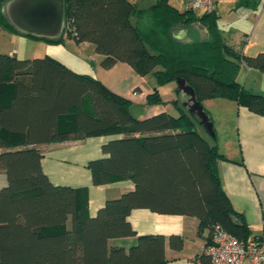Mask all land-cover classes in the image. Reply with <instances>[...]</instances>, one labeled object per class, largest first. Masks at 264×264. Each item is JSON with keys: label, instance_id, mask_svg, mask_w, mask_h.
Returning <instances> with one entry per match:
<instances>
[{"label": "trees", "instance_id": "obj_1", "mask_svg": "<svg viewBox=\"0 0 264 264\" xmlns=\"http://www.w3.org/2000/svg\"><path fill=\"white\" fill-rule=\"evenodd\" d=\"M7 1L0 0V25L8 31L50 42L66 34L92 44L104 68L123 62L141 77L153 76L156 86L183 78L203 110L206 99L223 98L264 115V93L237 80L242 64L264 72V52L248 56L226 42L214 10L197 14L170 0L141 8L130 0H64L62 31L45 38L17 30L3 11ZM192 25L204 29L206 38L181 39L180 28ZM175 89L177 114L137 118L129 112V98L89 73L47 54L19 58L0 52V171L7 180L0 189V264L164 263L165 236H137L127 219L139 208L198 219V231H208L205 245L214 226L239 241L257 237L220 182L217 162L225 157L216 135L210 140L201 133ZM144 101L167 102L158 88ZM99 135L117 136L102 145L103 156L88 161L93 183L129 178L134 188L90 216L87 188L52 184L40 146ZM128 238H134L128 246L115 242ZM168 243L177 250L183 239L171 235Z\"/></svg>", "mask_w": 264, "mask_h": 264}, {"label": "crops", "instance_id": "obj_2", "mask_svg": "<svg viewBox=\"0 0 264 264\" xmlns=\"http://www.w3.org/2000/svg\"><path fill=\"white\" fill-rule=\"evenodd\" d=\"M130 1L139 8L143 6L137 4L138 1L143 2V0ZM241 1L219 0L213 10L218 15L217 25H219L218 21L224 12L228 13L233 9V12L237 15L235 29L226 33L224 27L219 25L222 36L234 48L241 49L246 55L252 56L264 52V0H256V2L249 0L247 5L240 3ZM196 12L200 14L202 10ZM195 26L199 27L197 25L191 27ZM199 29L201 31L196 28H180L179 37L186 42H191L192 35L203 40L206 38L205 30L200 27ZM77 44L82 45L85 50H90L94 56L97 55L100 63L102 56L94 51L92 44L88 42ZM6 49L1 48L0 52L19 54L15 49L9 50L7 47ZM22 54V58L36 57L30 55L25 49ZM46 54H50L49 56L58 61L60 60L68 68L80 72L74 65L70 66L64 58L57 57L51 52H45L41 56ZM130 70L131 72L128 75L134 76L135 74L138 78L133 80L132 85L124 90H119L117 86L107 85L106 81L97 75L94 77L130 100L133 97L136 98L142 95L139 100L145 102L141 98L148 91L143 88L141 82L145 83L146 78L137 75L131 67ZM238 72L237 80L240 84L252 91L264 93V72L256 68H248L244 64L240 66ZM133 90L138 91L136 96H132ZM183 101L185 100L181 99V102ZM203 106L211 115V119L214 114L218 118L221 117L220 120H222L219 123V129H214V134L216 135V146H218L220 154L222 153L225 157L217 162V170L224 191L229 196L234 209L241 212L245 217L252 235L261 236L264 234V115L253 113L245 106H238L235 101L223 98L206 99ZM160 111L168 112V110L158 107L141 113L144 116H149L158 114ZM174 111L170 112L177 114V111ZM129 112L130 114L133 113ZM134 113H136V110ZM201 133L204 134L205 132ZM204 135L207 139L210 136L206 133ZM115 136L117 135H99L87 137L84 140L64 141L63 143L40 146L41 166L52 184L87 188L90 216L95 215L106 200L114 199V197H118L127 190L134 188L129 178L115 179L109 183L96 185L92 181L89 168H87L88 161L98 159L104 155L101 151L102 145ZM210 138V140H213V137L210 136ZM0 151H2L1 148ZM6 184V175L3 171H0V189L5 187ZM127 219L137 236L152 234L165 236L164 257L166 261L161 264H209L208 257L202 252L208 231L207 229L198 231V219L179 214H160L145 208L132 209ZM176 234L183 239V246L177 250L173 249L168 243V238ZM133 241L134 238H128L117 239L115 242H121L128 246Z\"/></svg>", "mask_w": 264, "mask_h": 264}, {"label": "rangeland", "instance_id": "obj_3", "mask_svg": "<svg viewBox=\"0 0 264 264\" xmlns=\"http://www.w3.org/2000/svg\"><path fill=\"white\" fill-rule=\"evenodd\" d=\"M153 2L154 0H143V2L138 1L137 4H140L139 6L143 5L142 7H148L152 5ZM170 2L180 9L186 8L184 2L180 0H170ZM236 18V13L233 12V9H231L230 11H228V13L224 12L220 20L218 21V24L221 27H224V30L227 33L228 31H232L233 29H235ZM190 28H196L200 30L199 27L196 26ZM0 30V47L3 49H6L7 47L9 50H17L19 52V54L17 55L19 58H22L21 56L23 55L22 53L24 49L28 51L30 55H33V57L41 56L45 52H51L57 55V57L64 58V60H66L70 66L74 65V67L78 68L79 70H77L80 71L78 73L83 74L84 72H87L92 74L93 76L97 75L98 77H101L102 80L106 81L107 85L109 84V86H117L119 90L127 89L129 85H132L133 80L138 78L135 74L134 76L128 75L131 72L130 66L123 62H118L115 67H110L108 69L102 67L99 63V57L97 55L94 56V54L91 53L90 50H85L82 45L77 44L76 41H74L72 38L67 37L66 34H63L61 41L50 42L43 39L30 38L23 34L19 35L11 30L8 31L4 29V27H2L1 25ZM233 35H235V33H233ZM144 77L146 78L145 83L141 82L143 88L148 92L152 91L154 88H158L161 98L167 102L158 105H148L145 102H140L139 98L142 95L136 98L133 97L131 98V103L129 105V111L133 112V117L135 116L137 118H145L146 116H144L141 112L158 107L166 109L168 110V112H175L174 110L176 109L171 100L176 97L175 88L177 83L169 82L168 84L156 86L153 76L146 75ZM180 96L181 99L187 101L186 95L182 93ZM142 99H145V95L143 96V98H141V100ZM180 105H182V102ZM135 110L136 113H134ZM220 119L221 117L218 118L216 115H212L211 121L214 123V129L216 128V130L219 129V123L220 121H222ZM200 131L204 133L201 128Z\"/></svg>", "mask_w": 264, "mask_h": 264}, {"label": "water", "instance_id": "obj_4", "mask_svg": "<svg viewBox=\"0 0 264 264\" xmlns=\"http://www.w3.org/2000/svg\"><path fill=\"white\" fill-rule=\"evenodd\" d=\"M64 9V0H8L3 11L7 20L20 32L55 38L62 31ZM176 83L179 91L187 96V101L182 102L187 111L197 117L207 134L215 137L213 122L195 98L194 89L183 78L177 79Z\"/></svg>", "mask_w": 264, "mask_h": 264}, {"label": "built area", "instance_id": "obj_5", "mask_svg": "<svg viewBox=\"0 0 264 264\" xmlns=\"http://www.w3.org/2000/svg\"><path fill=\"white\" fill-rule=\"evenodd\" d=\"M187 9L212 11L219 0H181ZM132 96L138 94L133 90ZM209 244L202 252L210 259V264H264V234L251 237L247 242L239 241L227 230L213 227Z\"/></svg>", "mask_w": 264, "mask_h": 264}]
</instances>
